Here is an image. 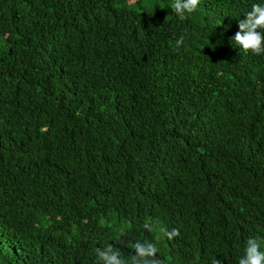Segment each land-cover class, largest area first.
I'll list each match as a JSON object with an SVG mask.
<instances>
[{"label":"trees","instance_id":"16d2710c","mask_svg":"<svg viewBox=\"0 0 264 264\" xmlns=\"http://www.w3.org/2000/svg\"><path fill=\"white\" fill-rule=\"evenodd\" d=\"M254 3L0 0V264L264 251V54L229 43Z\"/></svg>","mask_w":264,"mask_h":264},{"label":"clouds","instance_id":"9594fccd","mask_svg":"<svg viewBox=\"0 0 264 264\" xmlns=\"http://www.w3.org/2000/svg\"><path fill=\"white\" fill-rule=\"evenodd\" d=\"M200 4L201 0H172L171 10L179 20H185L197 11ZM244 17L243 20L239 21V31L235 33L229 43L244 53L264 54V4H252ZM183 42V37L178 39L176 41L177 47ZM145 227L149 226L145 225ZM178 235L179 232L176 229L167 232L161 228L158 238L171 240ZM133 248L135 254L127 260L122 258L120 252L111 244L104 248H97L95 250V264H162L161 260L156 258L158 249L154 244L137 242ZM213 264H221V261L215 259ZM238 264H264V251L261 250L260 240L256 237H249L245 241L243 255L239 257Z\"/></svg>","mask_w":264,"mask_h":264}]
</instances>
